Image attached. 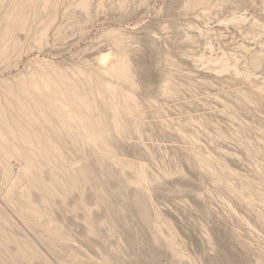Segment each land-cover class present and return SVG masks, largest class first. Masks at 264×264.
I'll use <instances>...</instances> for the list:
<instances>
[{
  "label": "rangeland",
  "instance_id": "rangeland-1",
  "mask_svg": "<svg viewBox=\"0 0 264 264\" xmlns=\"http://www.w3.org/2000/svg\"><path fill=\"white\" fill-rule=\"evenodd\" d=\"M81 1L48 0L45 5L33 0L25 25L11 23L6 30L5 11L23 1L0 0V96L39 65L62 72L95 70L101 55L119 54L113 43L117 38L123 39L145 114L141 139L133 135L110 142L116 161L106 169L100 171L89 152L75 157L78 166L96 172L111 203L96 205L93 189L87 187L85 201L97 222L95 232L76 209L78 193L65 202L56 198L50 207L34 198L67 238L66 244L55 241L53 248L74 264H264V220L258 218L264 215L259 200L264 193V107L240 105L238 94L250 93L248 80L244 75L234 78L228 66L214 61H242V54L220 39L235 25L233 17L246 20L240 26L246 40L264 47V0H207L193 9L188 7L195 0H89L87 9ZM203 11L208 16L201 23L196 14ZM251 21L258 27H251ZM191 32L212 41H190ZM258 77L264 82L263 70ZM167 89L176 96L168 97ZM191 149L209 157L234 189L243 192L249 185L244 194L251 205L218 186ZM12 164L15 169L24 166L23 161ZM138 164L153 180L145 198L146 216L137 206L141 199L131 169ZM8 208L19 233L56 264L46 243Z\"/></svg>",
  "mask_w": 264,
  "mask_h": 264
},
{
  "label": "bare ground",
  "instance_id": "bare-ground-1",
  "mask_svg": "<svg viewBox=\"0 0 264 264\" xmlns=\"http://www.w3.org/2000/svg\"><path fill=\"white\" fill-rule=\"evenodd\" d=\"M22 1L5 11L6 30L11 23L19 27L25 25L26 9L33 0ZM44 1L47 5L48 0ZM206 2L195 0L188 8ZM80 6L87 9L89 0H82ZM207 16L204 11L196 14L201 23ZM239 18L242 21L233 17L235 25L222 33L220 39L228 48L237 49L242 54V61L235 60L232 64L224 57L214 61L221 63V68L228 66L234 78L244 75L248 80L250 93L238 94L240 105L264 107V82L258 77L260 70L264 71V47L246 40L240 27L246 20L242 16ZM249 24L258 27L254 21ZM46 32H42V37ZM189 34L188 39L198 44L212 41L211 37H206V41L196 33ZM109 35L114 36L115 32ZM115 39L113 43L119 54L101 55L95 70L62 72L54 66L39 65L28 77L18 81L17 87H8L0 96V264H55L26 235L19 233L14 217H10L5 208H13L20 223L46 243L56 264H74L53 248L55 241L66 244L67 238L59 227L51 225L46 218L48 212L40 211L35 200L50 207L56 198L65 202L69 194L78 193L76 209L83 211L90 232H95L97 222L92 219L91 208L85 201L87 187L93 189L96 205L104 203L111 207L96 172L90 166H78L74 161L77 155L90 153L95 166L102 171L116 161L110 149L111 141L123 142L133 135L143 137L145 114L135 95L136 84L123 39ZM239 67H243L244 73ZM165 93L168 97L176 96L170 89ZM260 141L264 146V131H260ZM190 152L218 186H224L235 199L251 205L244 194L250 191L249 185L243 187V192L234 189L223 181L222 174L213 167L209 157H200L195 149ZM13 160L23 161L24 166L15 169ZM131 169L136 174L135 184L141 199L137 206L146 216L145 198L153 182L152 176L142 164ZM230 174L234 176L232 172ZM259 200L264 206V193ZM258 218L264 220V215L259 214ZM170 236L171 244H175L172 232Z\"/></svg>",
  "mask_w": 264,
  "mask_h": 264
}]
</instances>
